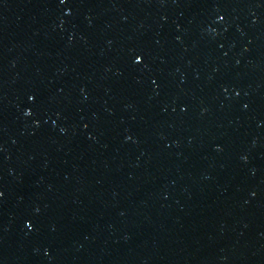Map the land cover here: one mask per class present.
Wrapping results in <instances>:
<instances>
[{
    "label": "water",
    "instance_id": "water-1",
    "mask_svg": "<svg viewBox=\"0 0 264 264\" xmlns=\"http://www.w3.org/2000/svg\"><path fill=\"white\" fill-rule=\"evenodd\" d=\"M0 264H264V0H0Z\"/></svg>",
    "mask_w": 264,
    "mask_h": 264
},
{
    "label": "snow or ice",
    "instance_id": "snow-or-ice-1",
    "mask_svg": "<svg viewBox=\"0 0 264 264\" xmlns=\"http://www.w3.org/2000/svg\"><path fill=\"white\" fill-rule=\"evenodd\" d=\"M59 2L61 3V4H64L65 3V0H59ZM140 60H141V57L140 56H137L136 57V63H139L140 62ZM29 99H32V97H29ZM28 113H25V115H27Z\"/></svg>",
    "mask_w": 264,
    "mask_h": 264
}]
</instances>
